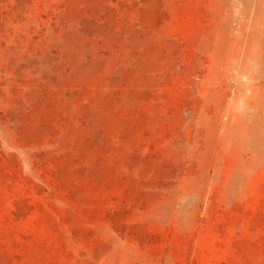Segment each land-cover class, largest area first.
<instances>
[{
    "label": "rangeland",
    "instance_id": "1",
    "mask_svg": "<svg viewBox=\"0 0 264 264\" xmlns=\"http://www.w3.org/2000/svg\"><path fill=\"white\" fill-rule=\"evenodd\" d=\"M0 264H264V0H0Z\"/></svg>",
    "mask_w": 264,
    "mask_h": 264
}]
</instances>
